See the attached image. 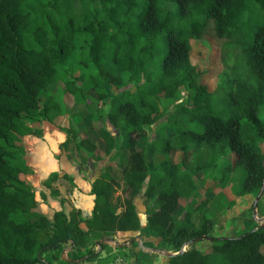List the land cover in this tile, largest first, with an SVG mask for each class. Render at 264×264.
<instances>
[{
	"label": "trees",
	"instance_id": "1",
	"mask_svg": "<svg viewBox=\"0 0 264 264\" xmlns=\"http://www.w3.org/2000/svg\"><path fill=\"white\" fill-rule=\"evenodd\" d=\"M76 1L0 0V264H54L42 255L60 252L67 244L90 256L98 234L140 229L137 194L145 207V227L175 253L165 258L166 264H264V226L236 238L211 236L215 219L206 216L209 199L203 186L214 176L212 170L220 171L216 178L221 183L237 168L241 178L236 196L256 195L264 186V153L255 147L264 140L259 117L264 108V0H107L105 21L81 27L73 24ZM79 32L84 39L78 63L94 66L90 88L98 101L109 99L106 121L116 133L98 129L105 144L99 149L66 120L63 143L71 140L75 150L87 152L95 162L107 161L91 182V217L83 219L73 208L48 219L33 210L37 200L25 175L21 136L35 134L34 122L61 127L57 120L89 97L79 76L64 82L63 95L71 101H62L63 110L49 92L40 103L57 67L75 49ZM203 35L226 40L212 90L200 81L201 71L190 60V40ZM240 68L256 78L255 85L219 78L226 69ZM125 82L135 91L125 88ZM106 87L117 91L108 94ZM182 90L191 91V106L180 105L168 119L187 114L201 129L172 121L164 125L151 145L167 158L155 163L145 152L151 116L162 111L159 95L171 100ZM94 118L100 119L96 113ZM167 127L174 130V140L164 133ZM228 155L232 161L217 163ZM113 167L120 169L119 179L112 176ZM55 178L51 173L48 180ZM61 178L73 184L67 174ZM51 193L58 195L55 189ZM195 196L199 199L192 206ZM182 201L186 207L178 220L173 214ZM200 237L211 242L206 249L194 246ZM186 242L189 248L180 252ZM116 249L126 259L124 247ZM106 257H97L95 264H108ZM69 259L60 264H80Z\"/></svg>",
	"mask_w": 264,
	"mask_h": 264
},
{
	"label": "rangeland",
	"instance_id": "2",
	"mask_svg": "<svg viewBox=\"0 0 264 264\" xmlns=\"http://www.w3.org/2000/svg\"><path fill=\"white\" fill-rule=\"evenodd\" d=\"M59 2L60 0H55ZM110 1V0H109ZM110 2L107 0H77L74 4L75 9V18L73 19V24L75 26L81 27L84 26L90 22L96 24L98 22H103L107 18V11L109 9ZM116 17V15L114 16ZM61 21L66 20L65 17H60ZM89 38V35L86 36ZM84 39L83 33H77L75 35V49L73 50L71 56L62 64L57 67V73L55 77L53 78L52 83L48 86L46 91L42 92L40 94V103L44 100L45 94L47 92L53 94V96H56L61 101L62 110L64 108V105L62 104L64 101L70 102L69 95L64 93V82L71 77H79L83 76V86L87 90V100L84 101L81 99V101L78 100V103L76 105L72 106L71 111L73 113L71 114L69 111V114H65L61 120H57V123L61 125V128L66 124L67 119H71L73 121V117L76 113H80V110L84 107V113H88L89 115L93 113V115L96 113L100 119H94L95 124L97 128H107L110 129L111 132L114 134L116 131L112 129L110 124L106 121V112L109 106V99H106L104 101H98L96 98V92L92 88H90V78L89 75L94 72V66L89 65L87 68H83L78 63V53H79V47L82 44ZM226 41V40H225ZM224 40H217L213 37H210L208 35H203L198 39H191V52H190V60L191 62L196 65V67L201 71L200 81L207 85L209 90L214 89L217 79H218V73H219V50L222 44L225 42ZM218 42V43H217ZM127 74H124V77L126 78ZM219 78H221L222 81H226L228 78L229 81L233 80H240L243 82H246L250 85L256 84V78L247 70L240 68L237 72L231 71V69H226L222 73L219 74ZM229 81H226L229 82ZM125 88L130 87V91L134 92L135 89L131 85L128 84V82H125ZM108 94L115 93L117 91L116 88L106 87L105 88ZM190 95L191 91L189 90H182L178 97L171 100H166L162 97V95H159L160 100L162 102V111L153 114V126L150 127V132L148 133V142L145 147L146 157L148 160L154 161L157 163L161 157V154L157 151H153L152 149V141L154 138H156L159 134H155L157 130V126L159 125H169V122H175V124L184 127V128H193L201 129V127L198 125V122H190L187 118V114H179L174 119H168V116L173 113V111L179 107L180 105H187L191 106L190 102ZM69 98V99H68ZM65 99V100H64ZM63 101V102H62ZM85 104H83L84 102ZM77 116H81L80 114H77ZM259 117L264 122V108L260 110ZM89 119V117H87ZM87 119V120H88ZM39 124L40 123H32V127L34 128L35 132L39 131ZM57 127V126H56ZM96 130V129H95ZM155 132V133H154ZM168 136H170L174 140V130L171 128H168L164 132ZM163 133V134H164ZM160 136V135H159ZM256 149L260 153H264V140L259 141L255 144ZM203 153L205 150H202ZM164 156H166L164 154ZM232 158V155L229 156ZM228 160V156L221 157L217 163L220 165L223 161ZM92 158H89V162H93L94 166L104 165L107 161V159H103L99 162L92 161ZM264 163V162H263ZM82 170H85V167H80ZM204 172H198L197 177H203ZM212 177H207L205 179L206 184H213L211 186L212 194L214 195H220L216 196L212 202L213 206L211 207L210 214L212 215V218L215 219V225L213 228V231L211 232L212 237H233L236 238L254 228H256V222L254 221V216H260V213L257 211L254 213L253 203L255 201L256 195H242V196H236L234 193L236 191L237 184L239 182V179L241 178V170L235 169L233 172L229 173L227 176V179L225 182H221L217 179L221 173L219 170H212L211 173ZM217 177V178H216ZM66 189H69L73 185L67 180H63ZM216 181V182H215ZM217 188H216V187ZM216 188V189H214ZM214 189V191H213ZM230 191L229 197L231 199H224L223 192L227 193V191ZM118 195H124L119 190L117 191ZM130 194L129 192L127 193ZM140 197V194H137L135 198ZM199 197V196H198ZM197 197V198H198ZM199 199V198H198ZM196 199V201L198 200ZM193 200V199H192ZM195 201V203H196ZM186 207V204H184L176 213L175 217L179 215L180 212H183ZM258 211L264 210V186L261 193L260 198L256 202V207ZM193 220L195 222H198V215L197 213H194ZM264 224L262 225V227ZM105 239H112L113 242H104ZM98 243L97 245L92 249L90 256L80 254L79 252H76L74 250L69 249V245H64L62 250L60 252H47L42 255L43 259L51 260L54 264H60V260H64V258L68 259L70 257L77 259V261L80 264H95L96 260L100 257H106L110 262L108 264H115V259L117 257H120V252L116 249L117 246L124 247L122 250L123 253H125L124 256H127L126 259L134 260L135 263H146L147 261H156L157 263L162 261V256L158 253H155V250H162L166 252H172L167 251L166 248L160 244L159 239L154 236V233L149 232L146 227H140L138 231L132 232V233H113L111 235H101L98 234L97 236ZM210 241L206 239L197 240L194 242V246L200 250L206 249L210 245ZM100 244H106L107 246L105 248H101ZM71 248V247H70ZM189 248L188 246H185V249ZM63 252V255H62ZM93 255V256H92ZM98 258H97V257ZM164 258V257H163ZM150 263V262H149Z\"/></svg>",
	"mask_w": 264,
	"mask_h": 264
},
{
	"label": "crops",
	"instance_id": "3",
	"mask_svg": "<svg viewBox=\"0 0 264 264\" xmlns=\"http://www.w3.org/2000/svg\"><path fill=\"white\" fill-rule=\"evenodd\" d=\"M74 105H76V102ZM85 106L87 105H84V107L80 110V113L75 114L73 117V123L77 126L80 133L85 134L99 149H103L105 144L97 135V130L100 128L95 127L96 120H94L95 118L93 113L92 115L84 113L83 109L86 108ZM70 113L72 114L73 111L70 110ZM77 114H80L81 116H77ZM152 116L150 119V127L153 126ZM87 117H89V119ZM163 126V124L157 126V130L155 132L157 133L158 130L164 128ZM166 129L167 128H165V130ZM65 139L66 133L61 127H56L46 121L40 122L39 131L35 132V134L21 136V142L25 148V154L23 156L26 169L25 175L37 200V206L33 210L45 215L48 219H52V216L56 211L63 210L65 213H68L69 210L74 208L81 211V217L83 219H87L91 217L93 206V195L90 194L91 182L98 176L100 169L105 164L99 165L96 168V166L92 164L93 162H89L91 155L83 150H75L74 144L71 140L63 143ZM160 154L161 157L159 161L167 158L164 154ZM229 156L231 155H228V160L232 161ZM81 166L85 167V170H82L80 168ZM51 173H56L57 178L48 180ZM63 174H67L72 179L73 186L68 189V192L64 181L61 178ZM111 174L114 178L119 179L121 171L119 168L113 167ZM206 183L207 181L203 185L206 189L204 194L209 199L206 216L212 217L210 214L211 207L214 203L212 201L216 196H219L220 193L219 195L212 194V190L210 188L213 186V184H211L212 182L209 184ZM51 189L57 190L58 195H53L51 193ZM222 194L224 199H231L229 197V190L227 193L223 192ZM197 197L198 196H195L193 198L192 206L195 204L196 199H198ZM134 204L140 227H145V207L141 198H134ZM184 204H186L185 201H182L177 210L174 212L173 215L175 219L179 220L182 218L183 212H180L177 218L175 215L180 211L179 209ZM253 209L254 213L256 211L260 213V216H254L257 228L264 224V210L260 212L255 208ZM132 232L135 231H117V233ZM103 239L105 240V237ZM70 250L72 249L69 247L68 251ZM160 259H162V261L158 263L166 264L165 258L162 257ZM149 262L156 261H147L146 263ZM136 264H145V262Z\"/></svg>",
	"mask_w": 264,
	"mask_h": 264
},
{
	"label": "water",
	"instance_id": "4",
	"mask_svg": "<svg viewBox=\"0 0 264 264\" xmlns=\"http://www.w3.org/2000/svg\"><path fill=\"white\" fill-rule=\"evenodd\" d=\"M262 190H263V186L260 188L259 192L257 193V195H256V197H255V201H254V203H253V208L256 207V202H257V200L260 198L261 193H262ZM261 227H262V226H259V227H257V228H261ZM204 238H205V237H200V239H204ZM197 240H198V239H195V241H197ZM104 242H105V243H107V242H113V240H112V239H109V240H108V239H105ZM188 245H189L188 242L184 243V245L182 246L180 252L185 251V246H188ZM154 252L160 254V255H161L162 257H164V258L169 257V256L175 254V253H173V252H166V251H162V250H155ZM62 255H63V252H62ZM64 260H70V259H69V258H68V259L64 258ZM76 262H78V261L76 260Z\"/></svg>",
	"mask_w": 264,
	"mask_h": 264
},
{
	"label": "built area",
	"instance_id": "5",
	"mask_svg": "<svg viewBox=\"0 0 264 264\" xmlns=\"http://www.w3.org/2000/svg\"><path fill=\"white\" fill-rule=\"evenodd\" d=\"M115 261H116L115 264H136L132 259H125L123 257H117ZM145 264H160V263L150 262Z\"/></svg>",
	"mask_w": 264,
	"mask_h": 264
}]
</instances>
